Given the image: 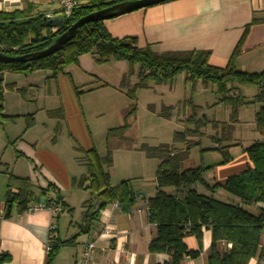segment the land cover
I'll return each mask as SVG.
<instances>
[{
    "label": "trees",
    "instance_id": "16d2710c",
    "mask_svg": "<svg viewBox=\"0 0 264 264\" xmlns=\"http://www.w3.org/2000/svg\"><path fill=\"white\" fill-rule=\"evenodd\" d=\"M77 1L79 6L69 18H63V26L57 28L49 25L51 19L45 13L34 14L33 6L12 13L0 12V52L17 57L45 50L80 19L127 0ZM259 22L255 19L246 27L225 68L209 63V51L158 53L150 46L140 47L135 37L113 38L105 28L104 21L88 23L54 55L27 63H0V124L19 118L5 115V93H17L22 98L27 95L26 89L15 84L6 85L3 79L5 73L29 75L47 71L51 73V78L46 80L47 87L50 79H55L67 67L77 65L84 55H91L98 65L110 61L126 62L129 65L128 72L121 77L118 89L130 99L131 104L124 125L107 131L108 140L124 137L129 127L127 121L137 110L138 90L150 89L151 84H168L182 73L186 74L185 81L192 85L193 93L199 82L204 87L214 85L219 95L215 105H221L230 112L227 122L200 117L203 108L194 104L191 95L188 100L180 103L185 110L190 108L191 112L188 116L184 114L186 128L174 133L172 145L151 147L143 144L140 147L148 159L159 160L155 173L156 194L147 200L149 223L156 225V236L149 243L148 251L166 254L169 260L163 264H184L186 259L196 260L200 257V250L189 249L185 238H196L201 247L204 230H211L212 243L207 264H249L256 257L264 261V251L261 250V238L264 235V141L257 140L242 149L252 165L250 168L228 177L223 185H209L205 180L207 172L233 160L230 149L240 144L232 145L231 142L243 107L260 106L254 123L257 134L264 137V71L247 73L236 68L250 28ZM135 66H139V69L137 82L133 84L131 79L135 76ZM235 84L255 87L258 93L249 100L235 88ZM80 93L76 89V94ZM174 109L172 106L163 107L160 117L170 120ZM63 114L62 108L47 112L50 118L56 119L62 118ZM24 119L26 130L34 126V115L24 116ZM209 126L215 132L211 139L216 145L203 149V130ZM194 148H200L201 155L209 151L216 152L221 156V161L211 166L201 162L196 167L186 168L185 164ZM82 153L86 174L79 179L74 178L73 187L89 192L90 199L82 204L84 212L82 223L78 226L79 234L62 241L57 235V227L51 231L46 264L54 262L61 248L74 246L80 235H88L107 206L116 204L122 213L129 214L139 200L131 181L113 185L110 174L114 165L111 151L104 157L99 155L95 147ZM16 154L21 156L18 152ZM7 176L4 203L6 219L10 217L13 208L20 213L29 211L33 202L46 197L49 192L57 191L52 184L47 189L35 188L29 178L17 177L9 171ZM202 186L209 195L199 191ZM220 191L225 192L230 199L222 201L217 198ZM46 203L50 207L59 208L56 219L64 212L70 215L75 213V208L70 207L59 192L56 199L46 200ZM10 261L9 255H0V264Z\"/></svg>",
    "mask_w": 264,
    "mask_h": 264
},
{
    "label": "crops",
    "instance_id": "0c3cea01",
    "mask_svg": "<svg viewBox=\"0 0 264 264\" xmlns=\"http://www.w3.org/2000/svg\"><path fill=\"white\" fill-rule=\"evenodd\" d=\"M28 6H33L34 14L45 13L50 19H63L58 0H0V12L12 13ZM255 19L260 22L251 26L236 68L242 72L260 73L264 71V0H173L106 20L104 26L113 38L135 37L140 47L150 46L158 53L209 51V63L225 68L246 27ZM104 66L116 70L115 77L112 73L113 83H109L104 76ZM128 67L126 62L115 61L98 65L91 55H84L77 65L67 67L55 79H50L47 87L46 80L51 78V73L47 71L27 75L23 87L17 82L9 83L26 89L27 95L22 98L10 91L4 95L5 115L19 118L0 124V180L3 183L0 205L4 206L5 203L7 171L17 177L29 178L35 188L47 189L52 184L57 191L40 198L45 200L43 204L33 202L29 211L20 213L13 208L10 217L1 222L0 255L11 257L6 264H46L52 225H57V235L62 241L79 234L78 226L82 223L84 209L80 222L68 220L66 223L67 231L72 230L73 237L62 239L60 223L65 214H59L56 219L58 214L54 213L46 200L55 199L58 192L70 207L73 205L67 196L72 193H80V206L90 199L89 192L73 187V179L86 174L82 152L93 148L89 141V136L92 138L93 134L89 116L99 118L105 114L103 107H114L113 98L118 100L121 95L118 85ZM34 75H38L37 78ZM92 79L96 82L91 84ZM235 88L249 99L244 89L249 92L247 89L250 87L235 85ZM75 89L81 93L77 95ZM257 93L258 90L252 98ZM92 95L95 96L86 98ZM9 97L13 98V103ZM103 97L111 99L96 101ZM49 99L52 102L58 99L55 100L58 107H47ZM254 106L255 118L260 106ZM59 108L63 109L62 118L47 115V112ZM42 113L45 116H41ZM27 115H34L35 120L34 126L28 130L24 119ZM78 138L83 143L80 144ZM16 152L21 156H17ZM230 153L233 156L230 163L206 173L205 180L209 185H223L228 177L252 166L246 154L239 153L234 158V148L230 149ZM205 155H202V159ZM199 191L209 195L203 186ZM138 193L141 195L131 213H122L116 204L107 206L90 233L79 237L74 246L61 248L52 264H77L81 245L92 241L98 242L94 256L96 264L167 262L169 257L166 254L148 251L149 243L156 236V225L149 223L147 200L156 194V188L151 193L142 190ZM217 198L222 201L230 199L223 191L217 194ZM185 243L191 250H200V257L196 260L186 259L184 264H207L212 243L211 230H204L201 247L194 237L185 238ZM261 250L264 251V235ZM249 264H264V261L256 257Z\"/></svg>",
    "mask_w": 264,
    "mask_h": 264
},
{
    "label": "rangeland",
    "instance_id": "374dc122",
    "mask_svg": "<svg viewBox=\"0 0 264 264\" xmlns=\"http://www.w3.org/2000/svg\"><path fill=\"white\" fill-rule=\"evenodd\" d=\"M109 66H104L102 68L104 76L108 79L107 81L113 83L115 80L112 79V73L115 77L116 70L112 71ZM134 69L135 76L131 79L133 84L137 82L136 74L139 66H135ZM128 70L129 67L127 68L126 73ZM26 76L27 75L7 72L6 77L3 79L6 85L12 82H17L20 87H23L26 85ZM34 76L37 78L38 75ZM185 80L186 74L182 73L168 84L158 86L151 84L150 89L138 90L136 93L137 110L135 115L128 119L127 123L129 124V127L123 138L113 137L109 140L107 139L108 129L121 127L125 123V116L128 112L131 101L123 92H120L121 95L118 97V100H116L115 97L113 98L114 107H103L105 111L104 115L95 119L89 116V126L93 132L92 138L89 136V141L92 143V147H95L98 150L99 155L102 157H104L108 151H111L112 153L114 165L113 168L110 169V174L112 176L113 185H118L127 179L131 181L132 188L136 194L140 190L148 193L155 190V173L159 160L148 159L140 150V147L143 144L151 147L172 145L174 133L184 131L186 128L184 122L186 118L185 115L188 116L191 110L190 108H186L185 110L181 104L185 100H188L191 95L193 96L194 104L200 105L203 108V111L199 113L200 117H206L208 120H217L220 122L228 121L229 110L221 105H215L219 101V95L217 94L214 85L211 84L208 87H204V85L199 82L193 93L192 85L190 83L187 84ZM94 82H96V80L92 79L90 83L92 84ZM244 90L245 94L248 95L247 97L249 100L252 99V96L257 92V88L255 87L247 89L249 92H247L246 89ZM13 96L15 97L16 95ZM93 96L95 95L86 98L90 99L93 98ZM86 98H83V100ZM108 99L111 98H97L96 101H105ZM9 100L13 103L12 97H9ZM55 100L58 99H54L53 102L49 99L46 103L47 107H58V104L56 103L57 101L55 102ZM168 106L175 108L170 120L160 117L163 107ZM254 107L255 106H249L242 109L239 117L240 122L236 126L234 138L231 142L232 145L240 144L234 147V158L237 157L239 153H243V148L252 145L255 141H264V137L259 136L255 129ZM41 116H45V113H42ZM203 133L204 136L201 139V147L203 149L214 147L216 144L211 138L215 135V132L212 128L209 126L207 129L203 130ZM79 142L81 144L83 143V140L79 139ZM176 147L180 146L177 145ZM220 160L221 156L213 151L207 152L202 159L200 148H194L191 150L190 157L187 160L185 167H196L200 165L201 162L205 165H212L218 163ZM1 187L3 188V183H1L0 180V194L2 193ZM79 196L80 193L78 192L67 196L72 203L71 205H73L72 207H75L76 210L73 215H69L67 212L63 213L65 216L60 223V236L62 239L73 237V231L71 230L69 233L67 231L66 223L68 220L73 221L74 223L81 221L82 206L79 204ZM88 196L90 197V195ZM79 237L82 236L80 235Z\"/></svg>",
    "mask_w": 264,
    "mask_h": 264
},
{
    "label": "water",
    "instance_id": "95a60500",
    "mask_svg": "<svg viewBox=\"0 0 264 264\" xmlns=\"http://www.w3.org/2000/svg\"><path fill=\"white\" fill-rule=\"evenodd\" d=\"M170 0H127L111 7L105 8L98 12L92 13L78 22H76L68 31L57 37L53 44L45 50L27 54L24 56L11 57L0 52V63L1 64H13V63H27L31 61H37L43 58H47L51 55L61 51L67 42L72 40L77 32L86 24L97 21H106L114 19L140 9L149 8ZM49 25L57 28L63 26V20L59 18H53L49 21ZM141 194L137 193L136 197L139 198ZM144 196V194H142ZM37 202L45 203L44 199L37 200Z\"/></svg>",
    "mask_w": 264,
    "mask_h": 264
},
{
    "label": "built area",
    "instance_id": "2783aa9c",
    "mask_svg": "<svg viewBox=\"0 0 264 264\" xmlns=\"http://www.w3.org/2000/svg\"><path fill=\"white\" fill-rule=\"evenodd\" d=\"M58 2L62 10L63 18H69L73 13V11L79 6V2L77 0H58ZM116 207L119 208L118 205H116ZM52 209L54 210L55 214L59 213L60 211L58 207H53ZM5 219H6L5 208L4 206L0 205V224ZM55 229H56V225H52L51 231H54ZM97 245H98L97 241H92L82 244L77 264H96L94 260V256L97 249ZM229 247H231V245H229ZM48 250H49V246L47 245V251Z\"/></svg>",
    "mask_w": 264,
    "mask_h": 264
}]
</instances>
